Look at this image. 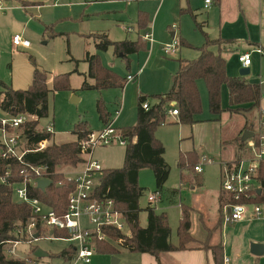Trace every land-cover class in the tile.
<instances>
[{"label":"rangeland","instance_id":"rangeland-1","mask_svg":"<svg viewBox=\"0 0 264 264\" xmlns=\"http://www.w3.org/2000/svg\"><path fill=\"white\" fill-rule=\"evenodd\" d=\"M244 1L241 0L240 5H244ZM203 2L204 0H49L44 3V8L35 11L33 15L9 7L6 11H0V83L15 90H26L32 82L34 69L38 68L49 73L48 85L52 89L54 75L71 73L72 90L51 92L48 100V117L40 120L41 127L52 126V142L56 144L74 142L76 135L73 134V130L79 121H87L93 131L105 128L96 109L97 100L101 98L106 103L113 128L133 127L137 123L138 98L147 95L148 100L154 104L156 100L153 96L168 92L172 85L171 74L177 68L176 61L181 58L193 60L199 57L198 48L206 42L205 29L217 28V36H219L220 33L224 35L227 32L228 28L224 24L241 22L237 14L238 0H225L223 13L217 6H212L210 10L204 9ZM260 3L264 5V0H260ZM3 5L8 7L12 3L4 1ZM140 13H144L149 21L143 29L138 26ZM204 22H207L208 27L198 29L197 24ZM52 23L51 31L46 32L45 25ZM101 30L107 31L110 39L114 41H123L126 38L136 41L149 32L154 42L148 40L146 51H141L137 56H130L129 64L126 60L116 58L112 47L108 52L100 54L104 66L112 67L122 78L132 75L135 77L134 82H127L124 88L107 89L102 92L81 90L84 77L72 73L77 63L72 62L71 58H76L78 61L84 57L87 50L96 53L95 42L93 38H89V34ZM173 33L178 42H186L188 45L181 44L177 55H166L165 47L174 41ZM16 35L28 40L30 46L27 49L14 47L12 39ZM207 36L214 38L213 34ZM262 40L264 41V37ZM154 43H156L154 58L147 66L146 58ZM262 44L264 46V42ZM244 46L241 44L239 47L218 53L226 59L228 73L233 74V77L238 76L242 69L238 61L239 55L250 53L252 64L250 74L246 76L247 81L264 83V49L260 47L248 49ZM78 65L80 72L87 71L85 62L80 61ZM200 85L203 101L202 117L206 118L209 114L207 92L203 81ZM2 90L0 84V92ZM222 102L224 108L229 106L226 88L223 89ZM262 110L264 111V97L257 109L241 114L225 112L220 123L173 125L175 119L168 115L165 124L158 127L155 136L161 139L165 146V160L169 165L170 173L161 190V198L156 204H151V207L159 214L166 213L173 240L177 238L181 216L180 205H189L194 193L191 185L181 182L178 166L180 154L188 150L196 151L199 163L203 166L201 176L204 180L203 185L197 189L206 193L205 201L210 210L209 214L218 213L217 196L222 189L221 171L224 163L220 150V129L222 127L224 130V153L226 155L230 153L232 158L230 162H233L234 155H237L236 139L242 132H253L254 139H258L256 131L264 119ZM0 117L8 116L0 110ZM125 151L126 146L118 143L98 146L93 150L92 158L104 169L122 168ZM252 156L251 151V155L247 157ZM57 170L63 171L68 177H74L76 171L71 166H60ZM139 184L145 188V194L140 200L142 211L139 216L140 223L144 227L148 223L146 213V208L150 206L148 198L157 191L152 169L146 168L140 171ZM261 209L263 215L264 210L262 207ZM247 217L249 216H245L242 220ZM123 232L127 233V230ZM112 243L119 250V254L96 252L90 264H115L114 260L119 261L121 257L120 263L116 264H131L119 242L112 241ZM72 244L64 239L48 240L41 237L32 242L16 244L13 254L8 251L13 245L6 246L4 253L9 258L32 259L33 264H62V259L58 255ZM33 247L44 250L50 256L35 259Z\"/></svg>","mask_w":264,"mask_h":264},{"label":"trees","instance_id":"trees-1","mask_svg":"<svg viewBox=\"0 0 264 264\" xmlns=\"http://www.w3.org/2000/svg\"><path fill=\"white\" fill-rule=\"evenodd\" d=\"M20 2L26 5L24 1L20 0ZM138 19L139 28H145L149 22L147 16L140 13ZM50 28L47 26L46 30ZM198 28L201 29L202 25L198 24ZM91 36L99 41L96 45L98 51L104 52L112 47L115 55L122 54L128 64L130 56L147 49V42L141 37L137 41L112 42L106 34ZM233 43V41L223 39L207 40L199 48L198 58L177 60L179 67L173 76L172 87L167 94L153 96L156 102L150 104L148 110L143 108V103L149 97L139 98L136 125L122 129V136L127 141L124 164L122 168L104 169L98 176V185L94 191V197L97 200L114 201L116 208L123 214L128 233L115 227L103 228L108 239L96 241L95 253L119 254V250L112 245L114 241L119 242L120 247L130 253L150 254L158 257L162 253L186 250L193 241L190 207H182L177 231L179 240L177 246L171 242L172 229L166 213L159 214L155 208L149 206L146 208L147 226L141 225L140 200L145 194V188L139 184V173L146 168L152 169L156 181V192L161 193L169 179L170 170L165 160V147L155 136V132L159 126L165 124L173 102L179 112L177 117L179 124L193 125L200 121L198 117L202 115L203 107L198 82L205 83L209 113L213 120H219L225 112L241 114L260 106L264 97L261 84L250 83L246 77L229 76L226 59L211 49L212 46L222 49L228 45L232 46ZM181 44L188 45L186 42H181ZM85 62L89 64L87 77L92 82L86 79L81 90L102 92L107 89L124 88L127 84V78H122L110 68L105 67L99 55L87 52ZM70 77L71 73L53 76L51 89L48 85L49 73L35 68L32 83L26 90H15L11 86L0 83L3 87L0 92V110L11 117L22 114L32 117L18 128L22 136L20 143L22 148L33 150L42 141H52V134L47 131V127L40 126V120L48 117V100L51 92L72 90ZM223 87L228 89L229 106L226 109L222 105ZM96 109L101 122L107 125L110 122V114L102 98L97 101ZM8 130L12 131V128ZM92 132L87 121H79L73 130V134L76 135L74 142L64 144L52 142L43 151L27 152L21 160L8 153L7 148L0 141V177L8 182L3 184L0 181V264H27L24 259L9 258L5 255L3 248L7 244L34 240V236L29 235L27 230L32 217V208L26 202H19L15 195L16 187L22 185L28 177H34L31 171L33 167L46 166L45 174L52 181V185L42 190L37 185L28 184V195L30 198L39 199L59 216L64 215L68 209L69 197L75 190V183L67 177L66 173L58 171L57 168L71 166L73 170L80 169L77 167L82 166L84 162L81 143L87 140ZM244 133L242 132L236 139L237 155L234 157V162L251 155L248 142L254 140L255 133L250 140L244 139ZM198 164L199 157L196 151L180 154L178 166L182 184H188L194 188L203 185L202 174L195 170ZM255 177L262 192L260 194L255 192L250 199L242 196L240 200H235L233 195L221 189L218 200L222 213L225 206L236 202L259 205L264 210V160L260 162ZM51 233L57 238H68L65 231H48L41 224L38 225V238L46 237ZM206 244L207 248L212 249L216 263L223 261L222 246L210 245L208 242ZM32 249L35 252L37 247ZM74 255L75 248L71 245L58 257L68 260Z\"/></svg>","mask_w":264,"mask_h":264},{"label":"built area","instance_id":"built-area-1","mask_svg":"<svg viewBox=\"0 0 264 264\" xmlns=\"http://www.w3.org/2000/svg\"><path fill=\"white\" fill-rule=\"evenodd\" d=\"M2 3V0H0L1 10L4 9ZM211 5H213V0H205L206 8H209ZM147 38L150 39V35H147ZM13 45L28 48L30 42L16 35L13 37ZM179 46L180 43L174 40L165 47V53L169 55L175 54ZM259 52L262 51L259 50ZM239 62L243 68H249L252 64L251 54H241L239 56ZM132 80V76L127 77V81ZM149 106V103H143L144 109L148 110ZM171 107L169 115L178 117L179 112L174 102L171 103ZM262 112L264 114L263 110ZM30 119L32 117L27 114L16 117H0L2 125L0 141L7 148L8 153L17 156L19 160L27 152L45 150L52 142L51 140L42 141L33 150L21 147L22 136L18 132V128ZM8 128H12V131H9ZM47 131L53 134L52 126H48ZM256 137L258 138L257 140L254 139L248 143V147L253 152L252 157L242 158L238 162H226L222 165L221 187L224 191L233 195L235 200H240L242 196H245V199H250L260 188L255 174L260 162L264 160V119L256 131ZM114 143H118L121 146L127 145V141L122 136V131L113 128V121H110L103 130L93 131L89 138L81 143L84 162L80 169L74 172V177L67 176L70 180L74 181L75 190L70 195L68 209L62 216H59L39 199L30 198L28 195V184L37 185L39 180L48 179L45 174L47 171L46 166L33 167L31 171L34 177H28V180L16 187L15 195L19 202H26L32 208V217L27 226L29 235L34 236L37 234L38 225L41 224L48 231L62 230L68 235V238L65 239L54 237L51 233L45 237L48 240L64 239L73 243L72 246L75 248V255L71 259L63 260L62 264H90L95 253L94 246L96 241L108 239L102 230L103 228L115 227L122 231L127 230L128 233L123 214L116 208L114 201H99L94 197V191L98 185V176L104 168L98 161L92 158V152L98 146H107ZM195 170L201 173V165L196 166ZM0 181L3 184L8 183L2 177H0ZM159 195L158 192L152 194L148 198L149 202L154 204ZM261 214L262 209L259 205L236 202L225 206L222 219L224 224H232L242 220L245 216L259 217ZM16 244L18 243L12 244V248H9L8 251L10 254H13V249ZM9 245L11 244H7L4 247ZM26 261L28 264H33L32 259H27ZM223 264H229V259L224 257Z\"/></svg>","mask_w":264,"mask_h":264},{"label":"crops","instance_id":"crops-1","mask_svg":"<svg viewBox=\"0 0 264 264\" xmlns=\"http://www.w3.org/2000/svg\"><path fill=\"white\" fill-rule=\"evenodd\" d=\"M4 1H11L12 5L8 6V7L7 6L4 7V5H3ZM22 1H24L26 5H23L22 2H20V0H2V2H3L2 5H3L4 9L3 10L0 9V11H6L7 9H9V7H11V9H13V10L14 9H16V10L21 9L22 11L25 12V14L33 15V13L35 11H38L39 9L44 8V3L49 1V0H22ZM224 1L225 0H213V5H211L209 8H206L205 7V0H204L203 7L206 10H210V8L212 6L213 7L217 6L218 9L220 10V12L223 13ZM240 2H241V0H238L239 6L237 9V14H238L241 22L235 23V24H230V25L224 24L228 28L227 32H225L224 35L222 33H220L219 36H217V28L205 29L204 37L206 38V41L208 39H211V40L212 39L213 40L223 39V40H230V41L234 42L232 46L228 45L227 47L222 48V49H220L217 46H212L211 49L213 52H215V53L219 52L220 53L221 51H225L228 49L231 50L232 48L241 46V44H244L245 45L244 47L248 48V49L253 48V47L254 48L260 47L262 50L264 49V46L262 44V42H264L262 40V37H264V5H261L260 0H245L244 5H240ZM1 16H4V15H1ZM259 16H260V18H259ZM254 24H255V26H254ZM199 25H202V28L208 27V26H206L207 22H204V23L199 24ZM47 26L49 28L51 27L48 30V31H51V29L53 27V23L45 25V31L46 32H48L46 30ZM121 28L125 29L122 26H121ZM94 34H106L108 36V39L112 42H121L122 41V40L121 41L111 40L108 32L102 31V30L94 32V33H90L89 38L90 37L92 38L91 35H94ZM209 34H213L214 38H210V36H207ZM147 35H150V39H148V38L146 39ZM220 36H223L224 38H221ZM172 37H173V40H177L175 38L174 33L172 34ZM143 38L146 42H149L148 40H151V41L153 40V37L149 32H146V34L144 35ZM93 40L95 42V48H96V45L99 43V41L96 38H93ZM126 40L132 41V40H130V38H126L123 41H126ZM153 42H154V40H153ZM204 44H205V42H204ZM12 45H13V39H12ZM180 46H181V43H180ZM180 46L177 49V52L175 54H172V55H177L179 53ZM14 47H16V46H14ZM22 48H24V47H22ZM25 49H27V48H25ZM109 49L107 51L101 52V51H98L96 48V50H97L96 53H93V52L87 50L84 54V57L78 61L76 60V58H71L72 62L77 63L76 68H75L74 72H72V73L81 74L84 77V81L87 79L88 82H92V80L87 77L88 71H89V64L87 62H85L86 53L90 52L92 54H97L100 56L101 53L108 52ZM111 49H112L113 55L116 58L124 60L122 54L117 56V55H115L113 48H111ZM155 49H156V43L151 45L150 53L147 56L146 62H145V64L147 66H149V63L154 58ZM245 53H248V52H245ZM165 54L169 55L167 53H165ZM241 54H243V53H241ZM137 55H132V56H137ZM146 55H147V53H146ZM181 59H183V58H181ZM187 60H192V59H187ZM80 61L85 62V64L87 65L88 68H87L86 72H80L78 70V66H79L78 63ZM176 63H177V68H176V71L171 74L172 79H173V76L177 72L178 67H179L177 61H176ZM240 65H241V63H240ZM105 67L113 70V68L110 66L105 65ZM241 67H242V65H241ZM250 67H249V69H250ZM113 71L116 72L115 70H113ZM227 72H228V63H227ZM230 74L231 73H228L229 76L233 77V74H231V75ZM128 76H132V75H127L126 78ZM238 76H240V74ZM134 81H135V77H133L132 81H127V82H134ZM200 82H198V87H199V91L201 94ZM258 84H261V83H258ZM171 87H172V85H171ZM171 87H170V89H171ZM224 88H226L227 94H228L227 87H223V89ZM170 89L168 90V92L170 91ZM223 89H222V98H223ZM20 90H25V89H20ZM168 92L157 94V95H164V94H167ZM206 92H207V90H206ZM157 95H155V96H157ZM147 97H149V96H147ZM207 100H208V94H207ZM146 102L152 105V103L148 99L146 100ZM202 103H203V101H202ZM222 105H223V102H222ZM138 108H139V100H138ZM138 108H137V117H138ZM208 113H209V105H208ZM172 118L175 119L172 122L173 125H183V124H179L177 122L178 121L177 117L172 116ZM221 118H222V116H221ZM221 118L219 120H213V118L211 117V115L209 113L208 117H206V118H203L202 115L199 116L198 119L200 121L195 123V124H202V123H206V122H218V123H220ZM195 124H193V126ZM104 126H106V125H104ZM123 128H125V127H123ZM123 128H121L119 130L122 131ZM220 135H221L220 150H221V156L223 157L222 162H224V163L230 162L232 159L230 157V153H228L227 155L224 153L225 152L224 151V137H223L224 136V130L222 127L220 129ZM159 140L162 142L161 139H159ZM190 151H195V150H188V152H190ZM165 152H166V149H165ZM184 152H187V151H184ZM234 157H235V155H234ZM234 157H233V160H234ZM224 163H222V165ZM198 165H201V167L203 168L202 164L199 163ZM201 174H203V171L201 172ZM197 188H200V187H195V188L191 187V190L194 193L192 195V199L190 200V204L189 205L188 204L180 205L181 215H182V207H184V206L190 207L192 210V212H191V235L193 237V241L188 245L187 249L186 250H180V251H172V252H168V253H162L158 257H155V256L150 255V254L130 253V252L123 249L124 252L126 253L128 261H130L131 264H217L215 261L212 249L206 247V245H207L206 243L208 242V243H210V245H214V246L215 245H221L222 246L223 259H224V257L228 258L229 264H264V251H263L262 255H255L251 252V244L252 243H258V244L264 245V214L263 215L261 214L259 217H251L250 215H248L249 217H247L246 219L232 223V224H230L231 226L229 227V226H227L228 224L223 223V219H222L223 213L219 207V200H218L220 192L218 193V196H217V204H218V208H219L218 213H214V214L210 215L209 214L210 210L208 209V206H207L206 201H205L206 200V193H204L205 192L204 190L198 191ZM220 191H221V189H220ZM160 196H161V194L159 195L157 201L161 198ZM148 202H149V200H148ZM156 202L154 204H156ZM149 205L151 206L150 202H149ZM147 217H148V215H147ZM180 219H181V216H180ZM146 226H144V227H146ZM171 242L177 246L179 243L178 236H177L176 240H173L172 234H171ZM4 248H3V251H4ZM121 260H122V257L118 261V263H120ZM219 264H223V261H221Z\"/></svg>","mask_w":264,"mask_h":264},{"label":"water","instance_id":"water-1","mask_svg":"<svg viewBox=\"0 0 264 264\" xmlns=\"http://www.w3.org/2000/svg\"><path fill=\"white\" fill-rule=\"evenodd\" d=\"M249 74H250L249 68H242L240 70V76H242V77H246ZM261 89H262V94L264 96V83L261 84ZM253 136H254L253 132L246 131L244 133V139L245 140H250L253 138ZM50 185H52V181L50 179H42V180H39L37 182V186L42 190L47 189ZM261 192H262V190H261V188H259L257 190V193L260 194ZM33 238L38 239V235L35 234ZM263 251H264V245L263 244H258V243H252L251 244V252L253 254L262 255ZM49 256H50L49 253H47L44 250L39 249V248L34 252V257L37 259H43V258H47ZM114 263L115 264L118 263V260H114Z\"/></svg>","mask_w":264,"mask_h":264}]
</instances>
